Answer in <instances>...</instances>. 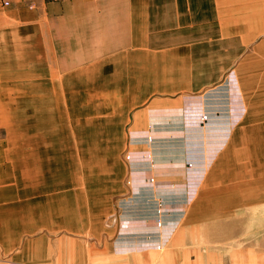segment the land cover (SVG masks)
I'll return each mask as SVG.
<instances>
[{
    "label": "rangeland",
    "instance_id": "rangeland-1",
    "mask_svg": "<svg viewBox=\"0 0 264 264\" xmlns=\"http://www.w3.org/2000/svg\"><path fill=\"white\" fill-rule=\"evenodd\" d=\"M204 2L188 0V23L196 27L187 37L192 34L200 38L203 35L200 28L208 25L198 14L206 7ZM251 7L256 8L264 28L263 0H224L217 5L219 15L225 11L226 16L235 18L243 17ZM225 20L229 21L226 17ZM257 20L247 27L236 28L234 23L221 25L229 29H226L229 35L223 29L222 37L239 39L242 31H249L251 40L252 33L258 30L254 26ZM180 40L176 36L160 42L164 48L172 43L171 49L160 54V73L155 72L154 65L157 52L153 47L157 44L146 42L140 74L117 75V81L122 83L127 77L135 87H141L121 96L126 106L145 101V94L148 97L150 93H163L153 99L152 105L160 104L158 107H152L148 100L139 109L130 110L122 125L119 108L94 103L87 94L75 97L66 91L45 89L39 95L32 92L25 97L14 94V90L8 92L14 96L0 95V135L6 128V138L0 141V168H4L11 183L6 197L9 201L4 202L0 194V232L8 229L11 218L24 226L29 216L33 217L30 226L66 229L74 222L71 217L74 210L79 237L60 230L57 234L63 232L70 240L74 238L97 248L120 236L119 226L125 222L123 215L136 204L133 196L151 195L155 190L162 202L160 214L166 213V207L182 206L177 202L163 204L165 196H183L190 201L186 216L190 217L191 226L185 225L184 215H177V220L159 221L160 241L154 244L160 246L161 259L167 253L172 255L185 242L194 251L223 248L225 264L234 260L237 264L234 251L241 250L242 245L264 248V200L260 202L264 198V143L248 135L255 128L263 133L264 123L241 122L246 114L264 111V101L258 100L257 95L264 91V34L252 45L242 42L246 50L236 62L237 46L226 45L217 54L218 59L209 58L211 75H207L204 89L172 97L167 95L170 89L184 91L199 85L198 75L182 68L181 48H174ZM233 62L232 69L225 70ZM163 63L169 66L167 76ZM235 70L239 74L230 76ZM62 77L57 76V80ZM77 84L86 88L87 83ZM102 93L105 100L111 95ZM177 96L180 102L176 101L174 107L164 101ZM187 97L192 99L187 101ZM88 185L96 186V194H89L91 188L84 187ZM90 195H95V200ZM254 198L259 202H252ZM56 213L59 216L52 220L46 217ZM129 218L130 225L134 213ZM21 236L22 241L43 237L40 242L45 245L43 258L40 259V253L22 255L15 264H55L56 235L37 230ZM19 249L21 246L16 250ZM3 254L0 252V261L8 259L9 255L3 258ZM170 260L175 263L173 257Z\"/></svg>",
    "mask_w": 264,
    "mask_h": 264
},
{
    "label": "crops",
    "instance_id": "crops-1",
    "mask_svg": "<svg viewBox=\"0 0 264 264\" xmlns=\"http://www.w3.org/2000/svg\"><path fill=\"white\" fill-rule=\"evenodd\" d=\"M239 1L242 2V0ZM204 3L206 7L203 6L198 14L199 18H205L204 21L208 25L200 28L203 35L196 38L192 37V34L187 37V34L192 33L196 27L194 23L190 25L188 23V0H0V95L6 97V94L14 96V94L20 93V96L25 97L32 92L39 95L45 89L66 91L75 97L87 94L94 103L103 104L111 109L117 108L118 110L119 108L120 114L124 118L121 119V124L125 117H128L130 110L139 109L138 107H142L148 100L152 107H158L160 104L152 105L153 99H157V96L163 93H150L148 97L145 94L143 96L146 97L145 101L137 105H130V107L126 106V102L121 96L128 95L129 91L141 89V87H135L131 82L124 86L123 83L116 80L117 75H130L131 77L137 73L140 74L143 63L142 51L146 42L151 43L152 46L154 43L157 44L153 47V50L157 52L154 65L155 72L160 73L162 65L159 59L160 54L163 50L172 48V43L164 48L160 42L176 36L181 39L174 48H181L179 57L185 63L182 68L186 67L196 73L199 85L184 91L170 89L167 95L173 97L176 93L201 91L206 87L207 75H211L208 72L209 58L218 59L217 54L226 45L231 48L236 45L237 52L234 54L236 62L246 50V46L241 43L252 45L258 37L264 34L263 23L257 16L256 8H248L243 17L235 18L226 16L225 11L218 14L217 5L223 4L224 0H205ZM174 12H176L175 15ZM225 17L229 21L225 20ZM194 19H197V15H194ZM217 19L222 24H218ZM254 19H258L254 25L258 27V30L252 33L254 38L251 40H249V31L245 33L242 31L239 39L222 37L224 32L225 34L229 32V29H224L221 25L226 27L227 24L234 23L236 28L247 27L252 25ZM235 62L230 67L227 66L225 70L229 69L228 71H230ZM163 64L167 76L169 66ZM253 73L256 74V72ZM238 74L239 70H235L230 76ZM59 75L63 77L58 81L57 76ZM19 83H23V86H19ZM76 83H87L86 88L79 87L78 84L75 85ZM11 90H14L15 93H8ZM102 92L111 95L105 100V95ZM257 95L258 100L264 101V91H259ZM179 96L182 97V95ZM178 99L177 96L176 99L164 101H168L167 105L174 107L177 105L176 101L180 102ZM188 99L192 98L187 97V101ZM11 102L13 105H17L15 101ZM241 122L245 124L264 123V111L246 114L242 117ZM248 135L249 138L263 140L264 143V132L261 133L256 128L255 131L251 130ZM5 138L6 128L0 135V141ZM0 170L4 172L3 167ZM10 184L8 175L5 172L0 173V194H3L1 198L4 202L9 201V198L6 197L11 191ZM250 185L248 184L249 187L255 188ZM84 187L91 188L89 194L95 193V185ZM151 187L158 186L152 185ZM155 193L159 194L153 190L151 195L142 193L134 195L133 201L136 204L134 207L131 206V208L133 207L130 209L132 211L127 210L124 213L123 220L125 222H121L122 224L119 226L121 228L120 236L97 248L89 244H82L74 238L70 240L69 236L62 234L65 232L79 237L77 236L79 234L78 224H75L77 216L74 210L71 214L74 222L66 229L60 226L48 227L49 225L30 226L29 223H33L31 216L28 218V223L19 226L11 218L12 222L8 229L0 232V252L4 253L3 258L7 254L9 255L8 259L1 260L0 264H15V261L22 255L34 254L35 256L40 253V259H42L45 245L41 246L40 242L43 237L36 240H21V235H29L37 230H42L51 236L56 235L55 264H225L223 248L195 249L194 251L191 246L187 245L189 242H185L182 247L173 250L172 255L167 253L161 259L160 246L154 244V242L160 241L159 221L177 220V215L185 217L187 212H190V201L183 196H165L163 204L177 202L182 206L176 208L169 206L168 209L166 207L164 208L166 213L160 214L162 202L160 196ZM89 197L95 200V195ZM79 199H82L81 196ZM104 199L105 197L102 198V202ZM254 199L255 201L252 202H259L258 199ZM262 200L264 198L260 202ZM125 203L128 202L125 201ZM133 213L134 220H131L129 225V215ZM55 216H59L58 213L46 215L49 220L54 219ZM185 219L187 220L185 225L191 226L190 217L186 216ZM129 227L131 228L129 229ZM59 230L63 232L57 234ZM185 237L184 234V241H187ZM85 239L89 238L85 237ZM11 243H13L12 248ZM19 246L21 249L17 253L16 249ZM241 247V250L234 251L237 256V264H264V248L259 246V249H250L247 245ZM119 249L120 252L116 253ZM170 257H173L175 263H172ZM227 264H231V262ZM232 264H236L235 260Z\"/></svg>",
    "mask_w": 264,
    "mask_h": 264
},
{
    "label": "bare ground",
    "instance_id": "bare-ground-1",
    "mask_svg": "<svg viewBox=\"0 0 264 264\" xmlns=\"http://www.w3.org/2000/svg\"><path fill=\"white\" fill-rule=\"evenodd\" d=\"M121 77V76H120ZM130 78V77H129ZM133 78V77H132ZM129 79L127 78V77H125V79H124V81L122 82L123 83V85L124 84H129ZM117 84V83H116ZM139 84V83H138ZM137 84V85H138ZM124 86H126V85H124ZM50 120H52V119H50ZM246 125H247V123H246ZM240 137V136H239ZM30 138V137H29ZM204 143V142H203ZM214 146V145H213ZM201 147H203V148H206V146L204 145V144H201ZM214 148V147H213ZM215 148H217L216 146H215ZM197 180V179H196ZM193 184V183H192ZM194 185V184H193Z\"/></svg>",
    "mask_w": 264,
    "mask_h": 264
},
{
    "label": "built area",
    "instance_id": "built-area-1",
    "mask_svg": "<svg viewBox=\"0 0 264 264\" xmlns=\"http://www.w3.org/2000/svg\"><path fill=\"white\" fill-rule=\"evenodd\" d=\"M5 4L7 3V2H4Z\"/></svg>",
    "mask_w": 264,
    "mask_h": 264
}]
</instances>
